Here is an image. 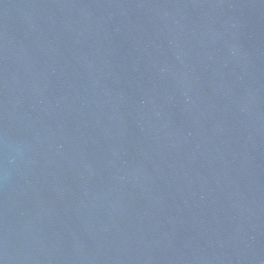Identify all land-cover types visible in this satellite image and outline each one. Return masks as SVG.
<instances>
[{
	"label": "water",
	"instance_id": "95a60500",
	"mask_svg": "<svg viewBox=\"0 0 264 264\" xmlns=\"http://www.w3.org/2000/svg\"><path fill=\"white\" fill-rule=\"evenodd\" d=\"M0 264H264V0H0Z\"/></svg>",
	"mask_w": 264,
	"mask_h": 264
}]
</instances>
